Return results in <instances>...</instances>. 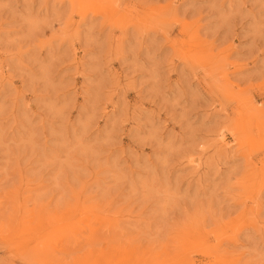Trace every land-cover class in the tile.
<instances>
[{
	"label": "rangeland",
	"instance_id": "rangeland-1",
	"mask_svg": "<svg viewBox=\"0 0 264 264\" xmlns=\"http://www.w3.org/2000/svg\"><path fill=\"white\" fill-rule=\"evenodd\" d=\"M0 264H264V0H0Z\"/></svg>",
	"mask_w": 264,
	"mask_h": 264
},
{
	"label": "bare ground",
	"instance_id": "bare-ground-1",
	"mask_svg": "<svg viewBox=\"0 0 264 264\" xmlns=\"http://www.w3.org/2000/svg\"><path fill=\"white\" fill-rule=\"evenodd\" d=\"M71 232V231H70Z\"/></svg>",
	"mask_w": 264,
	"mask_h": 264
}]
</instances>
